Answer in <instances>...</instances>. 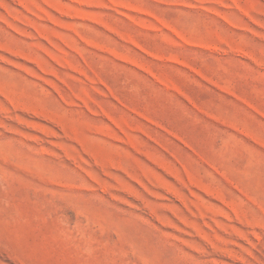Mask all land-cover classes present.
<instances>
[{"label":"rangeland","instance_id":"obj_1","mask_svg":"<svg viewBox=\"0 0 264 264\" xmlns=\"http://www.w3.org/2000/svg\"><path fill=\"white\" fill-rule=\"evenodd\" d=\"M0 264H264V0H0Z\"/></svg>","mask_w":264,"mask_h":264}]
</instances>
